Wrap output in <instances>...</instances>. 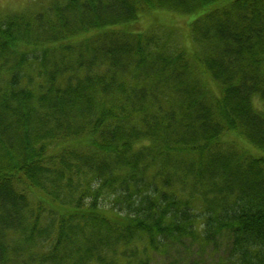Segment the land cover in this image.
<instances>
[{"label": "trees", "instance_id": "trees-1", "mask_svg": "<svg viewBox=\"0 0 264 264\" xmlns=\"http://www.w3.org/2000/svg\"><path fill=\"white\" fill-rule=\"evenodd\" d=\"M33 1L0 19V264H264V0Z\"/></svg>", "mask_w": 264, "mask_h": 264}, {"label": "rangeland", "instance_id": "rangeland-1", "mask_svg": "<svg viewBox=\"0 0 264 264\" xmlns=\"http://www.w3.org/2000/svg\"><path fill=\"white\" fill-rule=\"evenodd\" d=\"M29 0H0V19H4L6 17H10L13 14H16L17 12L24 11V9L30 8L31 6L34 8V1L31 4H28ZM29 5V6H28ZM161 14V13H160ZM163 16H160V19L162 21V24H173L174 26H177V31H180L182 36H186L185 34V27L189 22H187L189 19L181 16H171V14L162 13ZM151 22L144 21L143 24H147ZM145 26V25H144ZM188 38V37H185ZM185 45L190 48V44L188 42V39L184 40ZM253 106L254 109L262 113L264 112V102H261L257 99L253 100ZM197 247L194 248V252L198 249ZM224 249V248H223ZM197 251L193 256L192 259H185L184 252L181 248L176 249L173 248L172 251H170L168 257H165L164 259L161 258H153L152 261H157V264H194V261L197 262V264H218V260L220 258L219 252H210V250L204 251L203 255H207V253L210 252L209 258H199L198 255L202 254L201 252ZM153 264V262H151Z\"/></svg>", "mask_w": 264, "mask_h": 264}]
</instances>
